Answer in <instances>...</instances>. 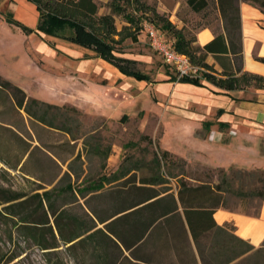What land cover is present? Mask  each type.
Wrapping results in <instances>:
<instances>
[{
    "label": "trees",
    "instance_id": "obj_1",
    "mask_svg": "<svg viewBox=\"0 0 264 264\" xmlns=\"http://www.w3.org/2000/svg\"><path fill=\"white\" fill-rule=\"evenodd\" d=\"M36 5L38 32L49 36L60 35L68 41L92 49L96 55L114 64L125 75L150 81V77L132 68L133 61L115 54L112 41L119 34L114 15L124 13L121 2L110 0V13L100 14L99 0H29ZM239 0H186L193 13L207 10L213 14L215 25L200 26L214 32L223 23L224 34L205 45L196 44L195 34L187 26L177 27L156 8L145 6L150 14L148 23L158 32L167 33L172 48L186 54L191 63L201 65L207 72L199 78L184 77L172 80L199 84L208 79L224 90L245 86L264 88V77L241 72ZM264 12V0H246ZM132 18H129V21ZM7 21L25 33L31 29L23 26L11 13ZM228 40V45L226 44ZM231 53L232 65H224L220 77L211 74L214 66L206 63L209 54L219 61V53ZM264 63V57L255 56ZM241 72L239 76L237 73ZM151 82V81H150ZM0 94L4 104L9 103L13 115L22 110L28 117L50 128L59 129L69 136L73 148L70 157L61 160L66 170L52 156V163L60 173L49 182L38 180L32 191L14 190L0 182V230L7 241L16 234L46 256V264H260L264 262V241L258 247L235 234L230 223L217 224L214 213L218 209L258 217L260 203L264 200V169L242 170L232 167L212 168L196 165L206 170L205 179L189 175L192 165L174 152L157 148L138 156L123 157L117 170L109 172L107 160L111 147L104 146L95 135L96 130L75 133L71 114L80 116L75 107L55 106L27 97L25 92L0 74ZM62 119L61 124H57ZM80 128V123L76 122ZM4 138L17 144L20 154L12 146L0 149L7 168L26 176H33L31 168L39 166L35 156L38 146L30 147L12 129L0 127ZM1 137V136H0ZM143 138H147L144 136ZM82 148L75 152V143ZM134 145V144H133ZM15 146V147H16ZM27 153V155H26ZM4 154V155H3ZM26 155V159H24ZM96 160L100 168L91 174L88 162ZM23 161V162H22ZM20 164V166H19ZM88 167V166H87ZM236 184L234 182L236 181ZM173 182L175 186L173 187ZM36 183V182H35ZM239 183V184H237ZM232 198L246 202L258 199L253 213L237 210L230 204ZM2 227V228H1ZM64 252L66 257L58 255ZM54 256V257H53ZM12 256L5 262L13 261Z\"/></svg>",
    "mask_w": 264,
    "mask_h": 264
},
{
    "label": "crops",
    "instance_id": "obj_2",
    "mask_svg": "<svg viewBox=\"0 0 264 264\" xmlns=\"http://www.w3.org/2000/svg\"><path fill=\"white\" fill-rule=\"evenodd\" d=\"M13 1L14 19L31 29L27 33L22 29L21 31L26 39H31L33 55H29L37 65L38 71L44 75L39 83L41 90L44 91L42 93L40 90L39 94L34 95L30 88L17 85L0 74L12 84L19 86L28 98L55 106H73L77 110L93 109L96 111L92 114L99 117L109 109L120 111L129 106L134 107L138 102L151 113L155 107H161L166 110L163 120L179 121L184 130L182 135L190 138L189 142L193 140L201 145L199 150H194V154L170 147H165V150L174 152L185 160L197 161L213 168L228 169L234 166L247 170L264 169V88L245 86L227 91L208 79H202L199 84L179 82L172 80L175 75L168 73L165 78L156 82L138 80L122 73L114 64L96 55L92 49L68 41L61 34L49 36L38 32L36 26L40 14L36 5L29 0ZM178 6L177 1L168 7L160 0L156 1V10L159 12L167 11L170 7L174 14ZM238 7L241 21V72L246 71L264 77V63L255 59V56L264 57V12L246 0H239ZM173 18L174 16H171V22L174 23ZM215 34H224L222 22L216 32L209 28L199 29L195 34L196 44L210 43ZM226 44L228 45V40ZM34 55H37L40 61H36ZM218 58L219 61L213 54L206 58V63L214 66L211 74L215 77H220L224 65L234 66L231 53H219ZM241 72H238L237 76ZM56 81H59L60 86L55 87L51 83ZM8 104L0 100V116ZM19 112L20 116L15 115L19 121L15 119L14 123H11L0 119V127L12 129L30 147L38 146L40 152H46L50 156L51 152L46 151L39 142L37 129L43 127L56 133L60 130L42 125L28 117L22 110ZM3 132L0 130L1 141L6 139ZM67 137L69 140L68 135ZM7 140L2 143L3 147L12 146V154L16 150H18L16 154H20L16 146L18 143ZM52 157L61 166V173L65 171L66 169H62V159ZM0 167L12 171L1 160ZM260 205L258 217L225 209H218L213 217L217 224H233L235 234L258 247L264 241V200Z\"/></svg>",
    "mask_w": 264,
    "mask_h": 264
},
{
    "label": "rangeland",
    "instance_id": "obj_3",
    "mask_svg": "<svg viewBox=\"0 0 264 264\" xmlns=\"http://www.w3.org/2000/svg\"><path fill=\"white\" fill-rule=\"evenodd\" d=\"M156 1L158 0H125L121 2L124 13L114 15V24L119 34L114 37L116 40L112 41L115 54L119 57L132 60V68L147 74L153 82L165 78L166 73L176 76V70L172 66L167 65L161 53L152 47L151 39H149L144 25V22H149L151 17L150 14H145L143 11L144 7L148 3L149 7L154 6L156 8ZM160 1L167 7L175 1L179 2V6L174 14L173 9L170 7L167 11H160V13L169 18L170 21L171 16H174V23H172L180 27L185 24L191 34L196 33L200 26L216 24L213 21V14L207 15V10L201 13H193L188 8L186 0ZM13 2V0H0V73L11 82L30 88L32 93L37 95L42 91L39 83L44 78V75L38 71L37 65L34 64L33 59L29 55L33 52L31 50V39H26L21 29L15 25H11L7 21V14H14L12 11ZM98 2L100 4V14L110 13V0H99ZM130 17L132 21H129ZM161 36L165 42L170 43L171 38L167 33L163 32ZM34 59L40 61L37 55H34ZM47 83L49 82L47 81ZM51 83L55 87L57 85L60 86L59 81ZM1 99L3 100V96L0 94ZM86 110H79L81 112L80 116L72 113L71 117L74 120L72 124L69 122L68 125L78 134L96 130L95 135L101 140V143L104 146L111 147V156L107 161L109 172L116 171L123 157L130 156L131 154L138 156L146 154V157L149 158L150 155L147 151H153L157 148L165 149V147H170L172 149L187 151L189 154H194L195 149L199 150L201 148L199 142L195 143L193 140L189 142L190 138L182 135L184 130L179 125V121L172 120L166 122L162 119L166 110L161 107H155L153 113H151L143 107L141 102H138L134 107L129 106L120 111L109 109L101 117L92 114L96 110ZM0 119L10 121L11 123H14L15 119L19 121L17 116L13 115L9 106L3 110ZM76 122L80 123V128ZM61 123L62 119H59L57 124ZM37 135L39 136V142L43 144L45 150L51 152L50 154L56 156L58 159L63 160L64 158H68L70 157V153L73 152V146L71 147L68 144L67 135L61 131L56 133L42 127L41 129H37ZM144 136L147 138H143ZM75 144V152L80 151L82 141L79 140ZM50 156L46 152H38L35 157L38 158L39 166L34 170L31 168L33 176H28L27 179L19 172L7 171L0 167L1 184L14 190L32 191V189L38 186L37 179H41L45 183L49 182L56 174L60 173L58 167L52 163ZM186 161L192 165L189 169L190 176L205 179L206 170L199 171L196 166L205 164L192 160ZM87 166L86 168L89 169L91 174H96L100 169L96 160H91ZM232 167L234 166H230V168ZM230 168L227 170H230ZM62 169H66V165H63ZM236 182L237 179L234 184ZM174 186L175 183L173 182ZM234 203L237 206V210L249 213L255 212L259 206V200L255 198L247 199L246 202L232 198L230 204ZM5 231L6 229L4 231L0 230L1 261L5 262L12 256H16L13 261L7 264H46V259L48 258L43 255L42 251L35 246L33 247L29 242L24 241L21 237L19 238L16 234L13 235L11 242L7 241ZM58 255L66 257L64 252H60ZM258 262L264 264L262 260ZM121 264L128 263L124 262Z\"/></svg>",
    "mask_w": 264,
    "mask_h": 264
},
{
    "label": "built area",
    "instance_id": "obj_4",
    "mask_svg": "<svg viewBox=\"0 0 264 264\" xmlns=\"http://www.w3.org/2000/svg\"><path fill=\"white\" fill-rule=\"evenodd\" d=\"M149 39L154 49L161 53L164 62L167 65H171L176 70L177 79L184 77L188 78H199L202 72L208 70L201 65H195L191 63L189 57L186 54H181L175 51L170 44L165 42L161 34L158 32L153 24L144 22Z\"/></svg>",
    "mask_w": 264,
    "mask_h": 264
}]
</instances>
